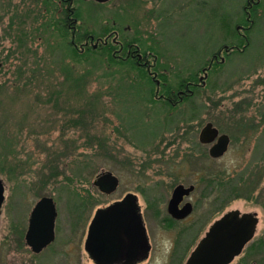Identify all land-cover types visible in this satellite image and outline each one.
Returning <instances> with one entry per match:
<instances>
[{
    "label": "rangeland",
    "instance_id": "obj_1",
    "mask_svg": "<svg viewBox=\"0 0 264 264\" xmlns=\"http://www.w3.org/2000/svg\"><path fill=\"white\" fill-rule=\"evenodd\" d=\"M246 4L247 0L72 4L78 34L101 37L106 26L114 24L118 40L139 39L142 52H153L157 72L163 70L172 85L191 75L202 76L213 54L238 43L233 29L246 28L243 54L234 52L229 61L215 65L188 103L162 109L154 97V83L140 80L128 67L109 65L102 50L83 61L69 58L64 45L44 26L41 0H0V180L5 187L0 264H94L83 249L85 224L96 209L130 187L159 181L162 142L163 185L198 181L200 195L202 181L215 175L214 202L222 209L216 217L229 210L257 211L240 193L225 208L223 194L224 181L240 183L242 175L258 182L255 188L264 184L255 173L264 164V151L259 158L264 136L241 144L244 136L255 138L261 124L257 118L250 120L253 130L242 135L228 118L242 100L258 109L264 105V0H259L250 21L243 12ZM76 40L79 47L81 39ZM246 115L255 114L242 112L233 121ZM235 122L244 125V119ZM206 123L233 137L227 154L218 159H210L208 148L198 143ZM102 172L119 181L109 196L93 186ZM206 196L203 201L209 202L214 193ZM43 197L56 205L57 237L35 255L25 246L24 233L30 210ZM80 199L85 203L82 224L72 208Z\"/></svg>",
    "mask_w": 264,
    "mask_h": 264
},
{
    "label": "flooded vegetation",
    "instance_id": "obj_2",
    "mask_svg": "<svg viewBox=\"0 0 264 264\" xmlns=\"http://www.w3.org/2000/svg\"><path fill=\"white\" fill-rule=\"evenodd\" d=\"M74 1L78 0H59V6H61L62 4L64 6L63 13L66 16V27L72 33V39H75L76 34L79 32L77 29L78 21L74 17L75 9L72 7ZM80 1L93 2L103 5L109 3L112 0H108L105 3L97 2L95 0ZM258 3L259 0H247L246 7L243 8V12L247 21H250V16L255 12L254 8ZM245 29L246 28L237 26L235 28L236 33L234 35L238 43H243L244 45L242 47H239L237 45L238 43H234L230 46L225 45L220 48L217 53L212 55L208 66L201 69L202 76H198L196 78V83H191V85L194 86L193 88L198 89L199 87L205 86V82L208 78V73L215 65L223 64L224 62L229 61L231 55L234 52H237L238 54H243L245 52V46H247L248 44L247 32H242ZM102 36L96 37L91 34H84L81 38V42L79 41V47L76 44H74L73 46L76 48L78 47L79 51L81 52L85 51L89 46L95 50L100 49V47L102 48L103 46H109L113 48L112 54L115 58L120 60L130 59L135 62L137 66L144 68L150 80L155 84L156 91L154 97L156 100H159V102H161V107L163 109V100H167V97L163 94V70L161 73L157 72L156 67L158 66V64L156 57L152 55L153 52L150 53L151 51L149 49V51L145 53L142 52L141 47L137 42H124L118 40L119 32L115 29H112L111 31L106 33V35H104L103 37ZM150 57H152V60H150ZM159 74H162L160 78H158ZM200 78L202 79L200 80ZM192 93V91L187 90L185 96L191 95ZM176 96L178 97V100L176 102L168 100V102L170 103V108H175L176 103L182 100L183 92H178ZM249 103L250 101H248L247 99L242 100L240 106L231 108V112L228 116L229 123H235L236 127L239 128L240 134L242 135H246L248 131L253 130V126L249 125L250 120H254L257 118L258 120L256 122H258V124H261V128L259 131H257L256 137L252 139L244 136L241 144L247 142L255 143L254 139L256 140L260 136H264V105L261 106V109H258L259 107H253L252 105H249ZM242 112H250L255 115H246L245 117H240L239 119L237 118L239 122L241 119H244V125H241L240 123L238 124V122H235L237 120H233L235 119L234 117L236 114ZM218 135H221L219 130ZM223 135L228 138V146L226 152L224 153L225 155L229 150L233 137H231L230 134ZM212 145L213 144L202 146L208 148V153ZM263 151L264 147L261 148L259 158H262ZM209 158L213 159L210 156ZM252 160L247 161L246 164H248ZM159 162L160 169L158 182H154L153 185L130 187L129 190L124 192V195H119L111 203H108L107 205L96 209L95 213L97 211L104 212L109 208L115 206L117 217L115 219L116 227L113 229L114 232L112 236H108L112 237L111 244H107L105 242L104 231L107 229H104L103 226L101 227V230L97 235V261H93L90 258L94 264H186L191 253L205 237L211 226L223 215H226L233 211H237L239 213V217H242L244 215L249 216L248 219L255 221V226L253 228V234L251 236L252 238L243 246L240 253L236 255L228 264H264V184L260 188H255L256 185H258V182L256 183L252 181V177L248 176L247 173V176H244L245 178L243 177V175L240 176V183L235 182V184L234 182L230 183V181L228 180L224 181L223 194L225 200V208L226 205L230 204V200L233 199L234 196L239 198L238 194L240 193V198H242L244 201H251L258 207V209L257 211L243 212H240L239 210H229L226 212L224 211V213H221L218 217H216V215L222 210L219 209L214 202L215 191L217 190V176L215 177L214 175L213 177H209V179L203 180L202 184L204 186L202 194L197 195L196 191L199 186L198 181H189V184H184L183 181L176 180L169 182V186L163 185V183L166 182L164 180L165 176H163V142L161 146ZM246 168L247 170H249L248 167ZM262 168H264V164L259 170L255 172L258 181L264 180V170H262ZM1 183L3 186V202L0 207V214L4 203L5 192V187L2 180ZM178 186H183L185 189L192 187V191L188 194L183 195L176 205L174 212H170L169 203L172 199L174 190ZM118 187L119 181L114 192H112L111 194L115 193ZM210 193H214V196L209 199V202L203 201L207 198L206 195H209ZM101 194L105 196L111 195L103 193ZM254 194H256L255 197H253ZM128 196L133 197V201L131 203L125 202V199ZM36 203L37 202H35V204ZM35 204L33 205L32 209L34 208ZM72 208L75 212H73L72 209L71 211L74 214H79V219L82 220L81 215L83 216L84 207L80 209H75L74 207ZM32 209L30 210V213L28 215L27 227L24 233V243ZM94 214L90 222L88 224L86 223L84 227L85 235L83 249L88 256L89 254L85 250V243L88 237V229L94 217ZM82 222L83 220L81 221V224ZM55 227L56 226L54 225V241L46 248L53 245L56 240L57 234H55ZM25 246L30 250L26 243ZM45 249H43L40 253H42Z\"/></svg>",
    "mask_w": 264,
    "mask_h": 264
},
{
    "label": "water",
    "instance_id": "obj_3",
    "mask_svg": "<svg viewBox=\"0 0 264 264\" xmlns=\"http://www.w3.org/2000/svg\"><path fill=\"white\" fill-rule=\"evenodd\" d=\"M105 3L108 0H95ZM202 78H200L201 80ZM198 142L201 145L213 144L208 154L213 159L224 155L228 146V138L221 134L211 123H207L200 131ZM118 185L117 178L110 172L100 173L93 186L103 194H111ZM192 191V187L185 189L178 186L169 203V211L174 212L180 198ZM3 186L0 180V207L3 202ZM133 197L128 196L125 202L131 203ZM115 206L102 212L97 211L90 223L85 250L93 261H97V235L103 226L104 238L111 244L114 228L116 227ZM174 214V213H173ZM57 213L53 199L43 197L35 204L31 211L29 225L25 236V243L33 254H39L54 241V225ZM249 216L239 217L237 211L230 212L219 218L206 233L205 237L191 253L186 264H228L240 253L243 246L252 238L255 221ZM107 236V237H106Z\"/></svg>",
    "mask_w": 264,
    "mask_h": 264
},
{
    "label": "trees",
    "instance_id": "obj_4",
    "mask_svg": "<svg viewBox=\"0 0 264 264\" xmlns=\"http://www.w3.org/2000/svg\"><path fill=\"white\" fill-rule=\"evenodd\" d=\"M78 1H74L73 3H77ZM58 4V5H57ZM41 8H40V14L42 15V19L44 20V26L48 29L51 30V36L56 37L62 45L67 50V55L69 58H73L76 62L77 61H83L84 59H88L89 55H96L100 54L102 50L103 53L102 55L106 56L107 63L109 62V65L115 66V67H123L127 68L131 71H134L140 80L147 81L149 83H153L150 81L147 72L145 71L144 68H141L135 64L132 60H120L117 59L113 56L112 54V47H100V49H93L92 47H88L85 51H79L76 47L73 45L76 43V39H81L82 34H76V38L72 39V33L69 31V29L66 27L67 22H66V16L63 13V10L61 9L62 7L59 6V0H41ZM63 6V4L61 5ZM114 24H112L110 27L106 26L108 30L103 31L101 35H105L106 33L109 32L110 29H115L117 30L116 27H113ZM233 31H235L233 29ZM230 32V31H229ZM228 31L226 32V35L229 33ZM92 33L91 35H98L95 34L94 32H88ZM231 35V34H230ZM139 42V39H132V40H122L124 42ZM127 65V66H125ZM162 74L158 75V78H160ZM195 75H191L188 78H183L180 80H177L171 84L169 82L170 80L167 79V76L163 74V94L167 97V100H163V105L170 108V103L168 100H171L172 102H176L178 100V97L176 96L178 92H183V97L182 100L176 103V106L183 104V103H188L196 94L197 89L193 88L194 86L191 85L193 82H197ZM202 88V87H199ZM192 91L193 93L191 95L185 96L186 91ZM155 95V93H154ZM153 96V95H152ZM153 100V97H152ZM73 195V194H72ZM74 196H79L78 194H74ZM82 201V202H81ZM85 206L84 199H80V201H77L76 203L73 204V207L75 209H80Z\"/></svg>",
    "mask_w": 264,
    "mask_h": 264
}]
</instances>
